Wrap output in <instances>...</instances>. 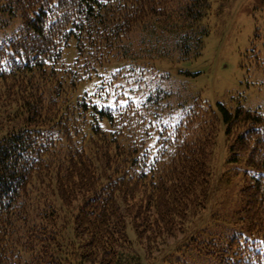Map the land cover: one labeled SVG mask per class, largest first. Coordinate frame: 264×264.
Wrapping results in <instances>:
<instances>
[{
  "label": "trees",
  "instance_id": "obj_1",
  "mask_svg": "<svg viewBox=\"0 0 264 264\" xmlns=\"http://www.w3.org/2000/svg\"><path fill=\"white\" fill-rule=\"evenodd\" d=\"M210 8L209 0H0V32L14 22L0 36V118L13 122L0 138V264H157L140 241L146 229L172 234L207 196L217 114L229 163L247 161V226L201 229L197 253L212 257L207 264H264V115L241 96L231 97L236 106L184 95L176 103L162 85L167 71L152 90L145 82L159 60L201 54Z\"/></svg>",
  "mask_w": 264,
  "mask_h": 264
},
{
  "label": "rangeland",
  "instance_id": "obj_2",
  "mask_svg": "<svg viewBox=\"0 0 264 264\" xmlns=\"http://www.w3.org/2000/svg\"><path fill=\"white\" fill-rule=\"evenodd\" d=\"M209 2L211 8L207 11L203 24L209 26L210 33L204 39L201 54L182 61H176L172 56L163 58L157 62L153 73L146 75L145 82L152 90L154 86L161 84L160 74H166L167 71L173 80L170 78L162 85L175 91L176 97L171 100L176 103L185 102V98L189 99V96H201L214 107L220 101L236 106L231 97L241 96L247 107L264 115V0ZM13 23V20L8 18L7 23L3 21L5 27L2 28L0 36L3 32L10 34ZM133 39L135 47V34ZM75 53L73 43L67 50L69 62L73 61ZM173 55H177V52ZM111 65L113 66L112 63ZM180 70L185 72L180 73ZM131 86H134L135 90L139 86V94L145 93L144 84H135V76ZM178 95H184L185 98ZM219 115H216L215 120L216 138L209 164L211 177L207 196H199L198 202L192 204V207L189 206L186 217L175 225L170 232L172 234L157 239L154 229H146L147 235H152L155 242H151L145 234L140 241L143 247L152 249L153 256L158 259L157 264H161L159 260L168 253L180 258L182 262L187 260L181 264H207L206 260H211L212 257L197 253L200 248L204 250L202 238L207 237L206 234L203 236L200 233L201 229L205 228L208 234H226L240 225L247 226V222L241 217L246 206L243 189L251 181L250 177L244 174L247 161L244 159L239 166L229 163L232 153L229 151L225 134L226 126ZM12 119L18 123V119ZM6 120L4 117L0 118V138L13 125V122ZM81 200L82 197L79 198V201ZM130 235L136 239L132 231ZM198 237L199 239H196ZM135 247L143 251L137 244ZM143 264H147L146 261H143Z\"/></svg>",
  "mask_w": 264,
  "mask_h": 264
}]
</instances>
